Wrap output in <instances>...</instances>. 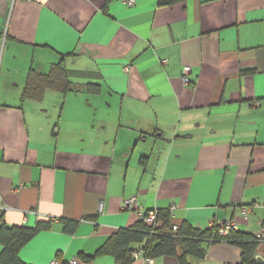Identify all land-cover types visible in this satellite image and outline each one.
Instances as JSON below:
<instances>
[{
    "label": "crops",
    "instance_id": "1",
    "mask_svg": "<svg viewBox=\"0 0 264 264\" xmlns=\"http://www.w3.org/2000/svg\"><path fill=\"white\" fill-rule=\"evenodd\" d=\"M128 1L0 0V225L48 226L20 250L26 264H115L86 257L144 222L139 210L191 230L232 222L249 238L264 224V0ZM59 63L74 99L89 85L101 105L73 107L68 131L72 94L23 95L30 73ZM133 196L138 210L124 209ZM240 256L220 241L188 264Z\"/></svg>",
    "mask_w": 264,
    "mask_h": 264
},
{
    "label": "trees",
    "instance_id": "2",
    "mask_svg": "<svg viewBox=\"0 0 264 264\" xmlns=\"http://www.w3.org/2000/svg\"><path fill=\"white\" fill-rule=\"evenodd\" d=\"M184 0H157L158 7H170ZM69 74L62 63L51 66L46 74L32 72L28 75L23 95L26 99L41 101L45 90H53L65 95L74 91L77 86L69 80ZM92 87V86H91ZM92 88L91 92H95ZM161 213L157 214L154 224L139 221L134 228L120 229L101 246L93 258L110 256L115 264H130L133 262L132 253L138 248L144 250L145 259L175 257L179 264H188V258L202 259L205 255V245L227 241L241 248L240 264H257L256 247L252 238L231 233L226 239L217 236L216 229L191 230L179 227L175 232L171 225L165 222L160 225ZM75 222H67L65 231L72 233ZM47 224L37 223L34 227L0 225V264H26L19 257L20 250L38 233L47 229ZM241 235V236H240ZM132 247L135 249L132 250Z\"/></svg>",
    "mask_w": 264,
    "mask_h": 264
},
{
    "label": "built area",
    "instance_id": "3",
    "mask_svg": "<svg viewBox=\"0 0 264 264\" xmlns=\"http://www.w3.org/2000/svg\"><path fill=\"white\" fill-rule=\"evenodd\" d=\"M134 3V1L130 0L128 1L129 5H132ZM127 71V69H125ZM184 73L188 74L189 73V68H184ZM184 82H186V79L184 78ZM136 203H137V197L133 196L130 197L129 199H127L124 203V209L126 210H138L136 209ZM248 210H243V217L246 219ZM157 211L156 210H152V211H140L138 212V216L140 219L144 220V222L148 223V224H154L156 221V217H157ZM216 229L217 230V236L219 238H223L228 236V234L230 232H236L237 226L235 224H233L232 222H226L223 224H219V223H209L208 224V228L203 229V230H207V229ZM179 229V227L173 225L172 226V231L175 232ZM252 240L254 242H264V224L260 225L259 231L252 236ZM132 258L133 261H136L138 259H143L145 263H151L152 259H145L144 258V250L142 248H138L136 250L133 251L132 253ZM50 264H76V259H70L66 262H61L58 260H52L50 262Z\"/></svg>",
    "mask_w": 264,
    "mask_h": 264
},
{
    "label": "rangeland",
    "instance_id": "4",
    "mask_svg": "<svg viewBox=\"0 0 264 264\" xmlns=\"http://www.w3.org/2000/svg\"><path fill=\"white\" fill-rule=\"evenodd\" d=\"M86 88L88 89V97H85V98H81L82 95H80V99H74L73 96H77L75 93L71 92V91H68L66 92V96L68 94H72V95H68V99H67V102L65 103L63 109L61 110L62 111V114L63 116H61L60 114V117H62V123H61V126H62V129L65 130V131H68V130H73V129H76L77 127L73 124V117H76L77 116V111L75 112V107L77 104H79V106L81 108H83L84 110H86L87 112L92 113L91 110L85 106V102H91L93 101L95 103V105L97 107H101V105L97 103L96 99H94L95 97H93V94L91 92V89L93 87L89 86V85H86ZM79 94L81 92H78ZM79 96V95H78ZM100 128H102V126H100ZM98 135H101V130H97L96 131Z\"/></svg>",
    "mask_w": 264,
    "mask_h": 264
},
{
    "label": "water",
    "instance_id": "5",
    "mask_svg": "<svg viewBox=\"0 0 264 264\" xmlns=\"http://www.w3.org/2000/svg\"><path fill=\"white\" fill-rule=\"evenodd\" d=\"M256 261H257L259 264H264V261H263L261 258H259V257L256 258Z\"/></svg>",
    "mask_w": 264,
    "mask_h": 264
}]
</instances>
